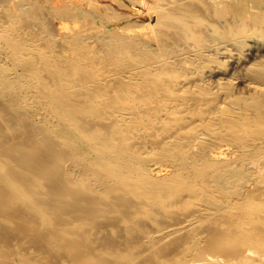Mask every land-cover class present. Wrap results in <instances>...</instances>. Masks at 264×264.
Segmentation results:
<instances>
[{
  "label": "bare ground",
  "instance_id": "obj_1",
  "mask_svg": "<svg viewBox=\"0 0 264 264\" xmlns=\"http://www.w3.org/2000/svg\"><path fill=\"white\" fill-rule=\"evenodd\" d=\"M147 1L167 53L264 48V0ZM36 3L0 18V264H264V86L207 117L215 97L163 80L172 53L125 58L80 3L52 9L88 22L59 52Z\"/></svg>",
  "mask_w": 264,
  "mask_h": 264
},
{
  "label": "rangeland",
  "instance_id": "obj_2",
  "mask_svg": "<svg viewBox=\"0 0 264 264\" xmlns=\"http://www.w3.org/2000/svg\"><path fill=\"white\" fill-rule=\"evenodd\" d=\"M29 1L32 2V4H33V2L37 1L38 2V3H36V5L38 4L37 7H39V9H41V7H42V9L44 8V10L41 9L42 13L40 14V19L38 18L37 19L38 21L35 20L34 28L36 30L40 31L42 29L41 26H44L46 30H48L51 34H53L57 40V42H56L57 46H55V47H56V49L59 50V52L67 51V47L69 45L71 46V42H72V39L74 37V34L78 33L81 28L83 29L84 26H86L88 24V22H86L84 20L82 22V19H80V18L75 19V18H70L68 16L66 17L65 15L58 14V12L56 10L53 11L52 9L53 8L57 9L58 7H70V8H72L71 5L73 6V4H75V3L76 4L80 3V5L83 8L82 11H85L84 14H86L87 16L89 14L91 21L93 23L97 24L101 28V31L113 29L112 31L117 33V34H113L115 37H117L116 38L117 40L116 39H112V41L110 39L109 40L112 44H114L116 41H118L116 43V45L114 44V46H112V47H114L115 51L117 49V52L122 53V55L129 54L130 53L129 50H131L129 48H132V50H133L134 46L137 47L136 45L139 46V45H141V43H142V51L139 48V52L141 51L144 54H146V53L149 54L148 53L149 51L156 52V56L161 54L162 60H165L167 58L166 56L171 55V53H172V55H173L172 58L174 60L171 59L172 62L171 61L168 62L169 59H166V61L168 63H166L167 64V65H165L166 67L164 66V69H169L171 72L170 71H166L167 73L164 72L165 74H163V80H165V81L166 80H172L171 78L174 79L178 76L179 80L181 82H184V81L187 82L188 81V83H185L186 85L184 86V88L187 89V87H193L196 89V91H194L195 93L193 94V96L195 98L197 96L198 97H204L206 99L215 97V102L212 103L209 106L211 108H208V110H207V113H206L207 117H208V115L212 117L216 113L220 112L219 103L223 104L224 103L223 100L224 101L228 100L227 101L228 103L230 101L234 100L236 102H239V105H242L245 103L244 101H248L249 99L251 100V98H252L251 96H253V98L257 97V94H259L260 90H262V88L264 86V84H263L264 83L263 82V80H264V48H246V49L238 50L239 52H237V50L236 51L234 50L231 53L223 52V53L219 54V56H218V54H214L210 51H207L209 53H206V51L204 53H201L200 51H198V47L190 48V46L186 47L187 44L184 45L182 43H181L182 48L180 47L181 46L180 45L179 47L175 48V50H172V52L167 53V52H165V50L160 48V44L158 41L155 42L156 40L153 41V39H152L150 41L149 39H147L146 43L143 42L144 39L147 38V34L153 32L152 31V30H154L153 26L156 23V22L154 23V21H156V18H157V16H156L157 13L154 10H152L150 4L147 3L148 2L147 0L146 1L145 0H120L122 7L117 8V9L110 8V10L107 7L106 8L102 7V6H104L102 4L109 3L112 0H32V1L31 0H12V1L11 0H0V18L4 19L8 16L7 11L9 10L8 8L10 5L15 6L14 8H17V11H16L17 15L22 16L25 13V11H27V10L30 11L31 9H33V5L30 4ZM15 2H16V4H15ZM97 4H100V5H97ZM98 6L100 8L104 9L103 14L101 11H99ZM105 9L106 10L108 9V10L106 11ZM111 9L112 10L114 9L113 10L114 12H112ZM4 11H5V13H4ZM97 11H99L101 14ZM144 11H147V12H144ZM10 12H11V10H10ZM111 12L113 14H111ZM123 12H125V13H123ZM148 12L149 13L152 12V13L149 14ZM107 13H108V15H107ZM146 13H147V15H146ZM4 14H5V16H4ZM57 14L59 16H57ZM109 14H111V15L109 16ZM120 14H121V16H118ZM123 14H125V16ZM119 17H121V18H119ZM117 18H118V20H117ZM123 22H125V23L127 22V23L124 24ZM131 22H132V25H130ZM133 22H135L136 25L133 24ZM136 22L138 23V25ZM122 24H124L123 26L126 28H122L123 27V26H121ZM151 25H152V27L150 28ZM73 31H75V32H73ZM114 32H112V33H114ZM122 32H123L124 36H123ZM100 34H101L100 32L90 31L88 34L89 38L86 39L85 42H88V45L90 44L91 46H93L95 48L96 45L99 44V40H98L97 35H100ZM144 34L146 37H144ZM140 35H142V36H140ZM120 36H122L124 39ZM126 36H127V38L128 37H130V38L126 39ZM133 40L136 43H134ZM121 42H122V46H121ZM132 43H133V45H130ZM158 48L160 51L158 50ZM187 48H188V51L190 49L189 53H187V50H186ZM123 51H124V53H123ZM161 51L162 52L164 51V52L162 53ZM73 52H74V50L70 49V50H68L67 54L72 55ZM196 52L197 53L199 52V53L197 54ZM162 54L163 55L165 54V55L163 56ZM183 54L185 55V57H187L189 54L194 55L196 57H195V59L193 58L194 56L191 57L192 59H194L192 62V59L187 60V58H185ZM105 55H106V58H108L110 56L109 53H106ZM130 56H131V54H129L128 56L126 55L125 58L132 59ZM179 57H181V58L179 59ZM203 57H206V58L211 57L212 62H208L207 65H206V63L204 64L202 61ZM158 58H160V56H158ZM182 61H183V63H182ZM195 61H197V62H195ZM173 62H175V64H173ZM186 62L188 63V65L190 67L186 66V64H187ZM178 63L181 65H179ZM208 65H209V67H208ZM257 65H260V67ZM167 66H169V68ZM174 66H176V68H174V69L172 68L173 69L172 70L171 67H174ZM190 68L192 70H194L193 72H192V70L190 71L192 73L188 72L190 70ZM251 68H253V69H251ZM251 71H253V72H251ZM172 72L174 74H172ZM187 72H188V74H187ZM206 72H208V74ZM147 73H148V70L142 71L141 75L144 76L142 79H145V76L147 75ZM168 73H170V74H168ZM179 73H180L181 78L179 76ZM249 73H250V75H249ZM165 76H167L168 79ZM231 76H233V77H231ZM235 76H236V79H234ZM178 77L176 78V81L178 80ZM228 77L229 78L231 77V79L229 80ZM251 78L252 79L254 78V80H253L254 82L251 80ZM249 80H251L252 82ZM189 81L191 82V85H190ZM256 81H258V83ZM255 82L257 84H255ZM203 83H204V85H203ZM252 83H254V84H252ZM261 84H263V85H261ZM250 85H251V87H250ZM204 87H206L207 91L200 89V88H204ZM197 90H200V91H197ZM217 90H219L220 92ZM250 91H251V93H250ZM217 92L219 94H217ZM227 94H229V95H227ZM225 95H226V97H225ZM228 97H229V99H228ZM231 97H232V99H231ZM220 101H222V102H220ZM209 110L211 113L208 112ZM198 141H200V140H197V142ZM132 252H134L133 248L130 249V253H132ZM135 252H138V251L135 250ZM132 256H134V254ZM132 256L130 255V257H132ZM136 261L137 260H135V262ZM56 263H58V261ZM61 264H75V262L72 260L71 253H67L64 256V261H62Z\"/></svg>",
  "mask_w": 264,
  "mask_h": 264
}]
</instances>
